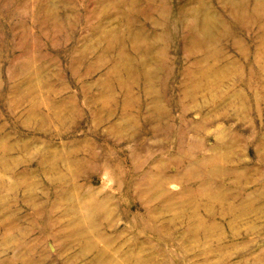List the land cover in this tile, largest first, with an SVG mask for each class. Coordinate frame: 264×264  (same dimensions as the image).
Masks as SVG:
<instances>
[{"label": "rangeland", "instance_id": "374dc122", "mask_svg": "<svg viewBox=\"0 0 264 264\" xmlns=\"http://www.w3.org/2000/svg\"><path fill=\"white\" fill-rule=\"evenodd\" d=\"M0 264H264V0H0Z\"/></svg>", "mask_w": 264, "mask_h": 264}, {"label": "bare ground", "instance_id": "6f19581e", "mask_svg": "<svg viewBox=\"0 0 264 264\" xmlns=\"http://www.w3.org/2000/svg\"><path fill=\"white\" fill-rule=\"evenodd\" d=\"M32 186V185H31Z\"/></svg>", "mask_w": 264, "mask_h": 264}]
</instances>
